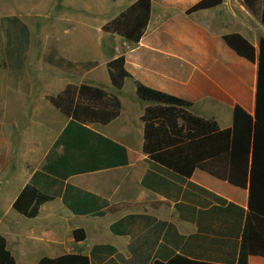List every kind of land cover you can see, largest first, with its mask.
<instances>
[{
  "label": "crops",
  "instance_id": "0c3cea01",
  "mask_svg": "<svg viewBox=\"0 0 264 264\" xmlns=\"http://www.w3.org/2000/svg\"><path fill=\"white\" fill-rule=\"evenodd\" d=\"M93 1L0 0V235L7 250L17 264L69 255L90 264H167L179 257L237 264L253 214L249 189L202 169L185 177L151 159L142 118L152 104L138 98L136 83L191 103L195 116L216 121L221 131L233 128L236 107L255 117L262 4L254 12L245 0H223L189 14L202 0H155L143 38L132 43L103 27L138 0H100L96 7ZM33 20L53 23L56 54L43 49L38 59L31 44L25 57L15 54L22 49L13 43L21 32L16 24ZM72 26L80 27L91 59L76 61L63 51L62 30ZM94 30L101 42H94ZM234 34L255 48L256 62L228 46L224 38ZM121 56L131 77L117 90L108 63ZM61 58L74 68L60 65ZM15 67L33 72L15 80ZM69 85L116 95L120 115L110 123L66 116L48 97ZM17 101L29 112H18ZM29 184L53 198L35 218L14 208ZM80 229L82 242L74 234ZM249 264H264V256H251Z\"/></svg>",
  "mask_w": 264,
  "mask_h": 264
},
{
  "label": "trees",
  "instance_id": "16d2710c",
  "mask_svg": "<svg viewBox=\"0 0 264 264\" xmlns=\"http://www.w3.org/2000/svg\"><path fill=\"white\" fill-rule=\"evenodd\" d=\"M154 1L138 0L107 23L103 31L121 36L132 43H139L148 28ZM222 3L223 0H202L188 13L212 9ZM245 3L254 12L262 4L261 18L264 23V0H245ZM224 39L239 56L251 62L257 61L255 48L241 35H229ZM258 63L256 115L252 117L241 107H236L234 126L225 131L219 129L216 121L195 116L191 112V103L136 83L138 98L152 104L147 107L142 118L145 124L144 151L151 159L185 177H192L196 169H202L237 187L249 189L253 214L248 218L243 233L237 264H249L251 256H264V39L261 41ZM60 65L74 68L72 63L63 61ZM108 68L114 87L122 90L127 79L131 77L126 70L125 58L121 56L112 60L108 63ZM48 100L63 114L81 123L88 120L110 123L120 115L122 109L116 95L88 85H69L63 93L57 97H48ZM53 155L54 151L49 154V158ZM217 158L223 162L216 165ZM60 167L61 165H55L53 169L56 171ZM78 172L84 170L70 171ZM55 173L60 175V172ZM52 199L51 196L43 194L36 185L29 184L15 201L14 208L26 217L35 218L39 215L41 206ZM74 234L78 242L86 240L84 230H76ZM0 264H17L7 250L6 239L1 235ZM40 264L90 262L86 257L69 255L55 260L44 259ZM167 264L209 263L193 262L179 257Z\"/></svg>",
  "mask_w": 264,
  "mask_h": 264
},
{
  "label": "rangeland",
  "instance_id": "374dc122",
  "mask_svg": "<svg viewBox=\"0 0 264 264\" xmlns=\"http://www.w3.org/2000/svg\"><path fill=\"white\" fill-rule=\"evenodd\" d=\"M95 3V7L99 6L101 3L100 0H95L93 1ZM99 4V5H98ZM85 9V7H84ZM16 30H20L21 32L19 34L16 33V36H14V45L16 46H20V48H22L20 51H17L15 54H17L19 57H25L26 53H24L22 50H24V47L27 48L28 45L31 44V46L33 45L34 49H35V53H34V57H36L37 53H38V59H41L42 57V51L43 49L46 50V55L48 54H56L57 53V44L54 41L53 38V34L50 35L51 33H53V23L51 22H47V21H38V20H33L28 22L27 25H17L15 27ZM69 33L65 32L64 30H62V34H61V43H62V48L64 52H68V56L71 59H77L76 61H84L85 59H91L92 58V54L91 52H88L86 47H85V37L82 36L81 34V29L80 27H69L68 28ZM47 34H49L50 36H48L46 34V36H44L43 32H45ZM31 32V33H30ZM101 33H99V31L94 30V42H101V37H100ZM106 48V47H105ZM106 52V51H105ZM58 58V57H57ZM47 59H49V57H47ZM60 60V59H58ZM61 62H66V63H70L69 60L65 59V58H61L60 60ZM16 65V64H15ZM80 65V64H78ZM51 70H53L50 67H47ZM14 74H15V80H18L17 77L22 76V74L24 73L25 75H29V72L32 73L33 69H27V70H23L22 68H17L15 67V69L13 70ZM56 72L58 73V70H56ZM62 74H70V72L66 73V71H62ZM73 76H76V73L73 74ZM21 85H18L17 83L15 84V87H20ZM21 99V98H19ZM15 105H19V111L18 112H29V111H25L23 110L21 107L23 105V102L21 101H17L15 102ZM15 112H17L15 110ZM46 112H54L52 110H49L48 108L46 109Z\"/></svg>",
  "mask_w": 264,
  "mask_h": 264
}]
</instances>
